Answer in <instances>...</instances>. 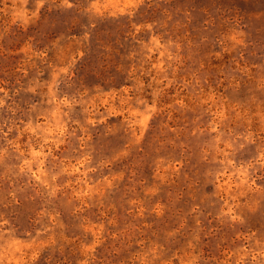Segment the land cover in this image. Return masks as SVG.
Returning a JSON list of instances; mask_svg holds the SVG:
<instances>
[{
	"label": "rangeland",
	"instance_id": "obj_1",
	"mask_svg": "<svg viewBox=\"0 0 264 264\" xmlns=\"http://www.w3.org/2000/svg\"><path fill=\"white\" fill-rule=\"evenodd\" d=\"M0 264H264V0H0Z\"/></svg>",
	"mask_w": 264,
	"mask_h": 264
}]
</instances>
